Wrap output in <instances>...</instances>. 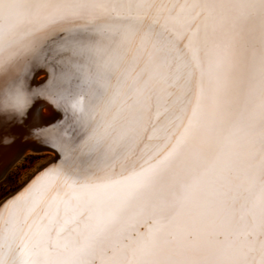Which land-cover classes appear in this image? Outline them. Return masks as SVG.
<instances>
[{
  "label": "snow or ice",
  "instance_id": "6c2138e0",
  "mask_svg": "<svg viewBox=\"0 0 264 264\" xmlns=\"http://www.w3.org/2000/svg\"><path fill=\"white\" fill-rule=\"evenodd\" d=\"M27 141L0 264H264V0H0V160Z\"/></svg>",
  "mask_w": 264,
  "mask_h": 264
},
{
  "label": "rangeland",
  "instance_id": "374dc122",
  "mask_svg": "<svg viewBox=\"0 0 264 264\" xmlns=\"http://www.w3.org/2000/svg\"><path fill=\"white\" fill-rule=\"evenodd\" d=\"M51 152H33L24 156L8 172L6 179L0 181V199L21 187L34 174L39 165L51 160Z\"/></svg>",
  "mask_w": 264,
  "mask_h": 264
},
{
  "label": "bare ground",
  "instance_id": "6f19581e",
  "mask_svg": "<svg viewBox=\"0 0 264 264\" xmlns=\"http://www.w3.org/2000/svg\"><path fill=\"white\" fill-rule=\"evenodd\" d=\"M41 114L43 115V116H46V115H48V114H52L53 116H54V118H56V117H61V113H59V112H57V111H55L54 109H43L42 111H41ZM58 118V119H59ZM57 120V119H56ZM53 121H55V119L53 120ZM34 144H36V146H40V145H37V144H39V143H37V142H34ZM32 149H34V148H31V149H29V150H26V151H24L23 152V156L15 163V164H17L21 159H23V157L24 156H26V155H28V154H30V153H32ZM33 152H45V151H33ZM49 152V151H48ZM16 155V152H15V149L13 148V149H9V150H7L6 151V153H5V155H4V157H3V159L2 160H0V172H2L3 171V167H4V165L5 164H7L11 159H12V157L13 156H15ZM53 158V157H52ZM14 164V165H15ZM13 165V166H14ZM12 166V167H13ZM11 167V168H12ZM10 168V169H11ZM9 169V170H10Z\"/></svg>",
  "mask_w": 264,
  "mask_h": 264
},
{
  "label": "water",
  "instance_id": "95a60500",
  "mask_svg": "<svg viewBox=\"0 0 264 264\" xmlns=\"http://www.w3.org/2000/svg\"><path fill=\"white\" fill-rule=\"evenodd\" d=\"M43 109H50V108H48V107H45V108H43ZM42 109V110H43ZM41 110V111H42ZM41 116L44 118V119H46V120H56V119H58L59 117H56V118H54V116L52 115V114H48V115H46V116H43L42 114H41ZM37 145H40V144H37ZM41 147V145L40 146H36V144H34V142H32V141H27V142H21V144L20 145H18L16 148H14L15 149V152L17 153V151H22V152H24V151H26V150H29V149H31V148H34V149H39Z\"/></svg>",
  "mask_w": 264,
  "mask_h": 264
}]
</instances>
